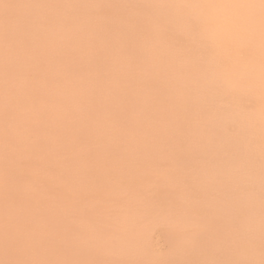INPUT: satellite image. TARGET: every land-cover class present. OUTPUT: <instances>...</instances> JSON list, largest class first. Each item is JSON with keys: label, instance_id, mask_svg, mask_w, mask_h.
<instances>
[{"label": "bare ground", "instance_id": "6f19581e", "mask_svg": "<svg viewBox=\"0 0 264 264\" xmlns=\"http://www.w3.org/2000/svg\"><path fill=\"white\" fill-rule=\"evenodd\" d=\"M123 3L143 0L0 4V238L105 264L258 252L256 103L208 78L223 53L180 15L91 7Z\"/></svg>", "mask_w": 264, "mask_h": 264}, {"label": "clouds", "instance_id": "9594fccd", "mask_svg": "<svg viewBox=\"0 0 264 264\" xmlns=\"http://www.w3.org/2000/svg\"><path fill=\"white\" fill-rule=\"evenodd\" d=\"M91 7L126 9L137 15H151V10L165 9L180 15L192 32L220 50L223 62L212 66L207 76L228 92L248 94L256 103L252 126L261 156L264 149V0H143V3ZM234 55L240 59H234ZM260 230L262 243L258 252L253 250L235 259L198 262L264 264V218ZM0 257V264H4V237L0 238Z\"/></svg>", "mask_w": 264, "mask_h": 264}, {"label": "snow or ice", "instance_id": "6c2138e0", "mask_svg": "<svg viewBox=\"0 0 264 264\" xmlns=\"http://www.w3.org/2000/svg\"><path fill=\"white\" fill-rule=\"evenodd\" d=\"M3 0H0V4ZM35 6V5H24ZM8 73L16 71V66H6ZM261 185L264 193V149L261 153ZM264 205V201H262ZM49 247V242L37 240L28 230H21L15 225L6 224L4 232V264H105L103 261H80V260H52L46 259L44 253ZM190 264H200L198 261H191ZM203 264H214L212 261H205Z\"/></svg>", "mask_w": 264, "mask_h": 264}, {"label": "rangeland", "instance_id": "374dc122", "mask_svg": "<svg viewBox=\"0 0 264 264\" xmlns=\"http://www.w3.org/2000/svg\"><path fill=\"white\" fill-rule=\"evenodd\" d=\"M143 62H145V59L143 58V59H141ZM156 73V72H155ZM50 96V95H49ZM107 105H108V103H107ZM76 107H78V108H80L81 109V107L78 105V106H76ZM91 108H92V106H91ZM148 111V110H147ZM123 118V117H122ZM35 119V117H33V118H30L29 119V121H28V123H29V126H33L34 127V124L36 123V121L34 120ZM118 119H121V117L120 118H118ZM32 120H34V121H32ZM31 121V122H30ZM35 122V123H34ZM28 123H26V124H28ZM32 123V124H31ZM31 124V125H30ZM35 125H38V123H36ZM125 126V125H124ZM27 127V126H26ZM25 127V128H26ZM32 127V128H33ZM54 127V126H53ZM123 127V126H122ZM127 127L128 126H126L125 128L127 129ZM28 128H30V127H27V129ZM54 128H56V129H59L58 128V126L57 125H55V127ZM88 207H90V205L89 206H87V208ZM92 207V206H91ZM86 207H83L82 209L84 210V212L86 211V212H88V209H87ZM93 208V207H92ZM91 208V209H92ZM81 209V210H82ZM89 210V212L91 213V212H93V210L94 209H92V210ZM89 214V213H88ZM155 241L158 243V246L160 247V248H162V249H167L168 248V244H167V240H166V237L163 235V233H160V234H156V236H155Z\"/></svg>", "mask_w": 264, "mask_h": 264}]
</instances>
